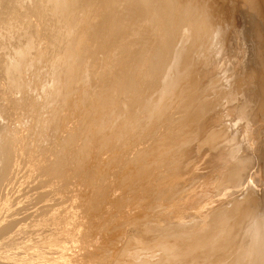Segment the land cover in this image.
<instances>
[{
  "label": "bare ground",
  "instance_id": "bare-ground-1",
  "mask_svg": "<svg viewBox=\"0 0 264 264\" xmlns=\"http://www.w3.org/2000/svg\"><path fill=\"white\" fill-rule=\"evenodd\" d=\"M264 0H0V264H264Z\"/></svg>",
  "mask_w": 264,
  "mask_h": 264
},
{
  "label": "clouds",
  "instance_id": "clouds-1",
  "mask_svg": "<svg viewBox=\"0 0 264 264\" xmlns=\"http://www.w3.org/2000/svg\"><path fill=\"white\" fill-rule=\"evenodd\" d=\"M259 215H264V210H260Z\"/></svg>",
  "mask_w": 264,
  "mask_h": 264
}]
</instances>
